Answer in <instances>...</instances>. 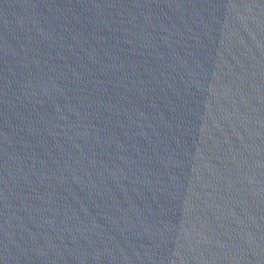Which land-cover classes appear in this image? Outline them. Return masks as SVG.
<instances>
[{"label":"water","instance_id":"obj_1","mask_svg":"<svg viewBox=\"0 0 264 264\" xmlns=\"http://www.w3.org/2000/svg\"><path fill=\"white\" fill-rule=\"evenodd\" d=\"M0 264H264V0H0Z\"/></svg>","mask_w":264,"mask_h":264}]
</instances>
